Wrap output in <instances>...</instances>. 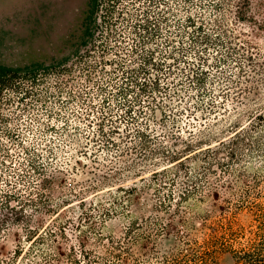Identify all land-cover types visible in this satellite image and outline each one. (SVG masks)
<instances>
[{
    "label": "rangeland",
    "instance_id": "rangeland-1",
    "mask_svg": "<svg viewBox=\"0 0 264 264\" xmlns=\"http://www.w3.org/2000/svg\"><path fill=\"white\" fill-rule=\"evenodd\" d=\"M164 2L127 3L115 34L101 21L84 46L87 0H0V64L40 67L0 105V261L17 251L14 264L103 257L108 239L127 247L133 222L141 238L129 264L211 233L220 241L209 264H234L254 239L264 217V17L256 6V24L229 15L222 34L214 0ZM145 15L155 28L141 45ZM188 17L201 32L187 30ZM235 131L246 139L239 163L219 145Z\"/></svg>",
    "mask_w": 264,
    "mask_h": 264
},
{
    "label": "trees",
    "instance_id": "trees-1",
    "mask_svg": "<svg viewBox=\"0 0 264 264\" xmlns=\"http://www.w3.org/2000/svg\"><path fill=\"white\" fill-rule=\"evenodd\" d=\"M132 1H140V0H87L86 3V12L85 17L82 22V35L81 39L83 40V44H87V41L90 40L93 34V28L97 25V23L101 22L105 31L110 36L115 31V24L117 20H123L124 15V6L127 3H131ZM148 1L150 3L161 5V2L165 3L164 0H143ZM168 1V0H165ZM187 4H193V0H183ZM199 4L201 0H196ZM215 3L213 5V18L211 19V23L215 25L216 29L219 30L220 33H224L223 22L226 21V17L229 15H233L234 18L238 22H252L256 24V17H252V12L254 7L258 12H261L258 16L264 17V0H214ZM101 15H100V14ZM99 18H102L100 20ZM197 21H199L197 23ZM149 16L145 15V18L142 22L138 24L135 29L134 35L138 37V41L141 45H145L148 40L151 39L153 33H151L152 29L155 28L153 26L151 28ZM262 25L264 26V19L262 20ZM200 24V25H197ZM202 21L201 19H193L188 17L187 19V30H193L196 33L202 31ZM153 32H157V30H153ZM143 35H146L143 37ZM205 35V34H203ZM200 43L207 42L206 37L202 38ZM144 64L151 65L155 70H159V68L153 63L152 60L144 61ZM38 65L34 64L25 68H13L6 65L0 64V105L5 100V95L9 94H18L21 91V87L29 78L28 76H35L38 72ZM141 74H147V70L145 68H140ZM160 93V89L158 85L152 90L151 93L154 92ZM143 93H145L143 91ZM115 134V132L111 133ZM98 136L104 139L106 143L112 142V138L109 139L108 134L103 132L102 127L98 130ZM228 142L219 143L220 147L224 149V153L227 156V159L232 163H238L243 158V149H241V145L246 142L244 136L240 134V131H235L230 137L227 139ZM253 145V142H251ZM208 150V149H206ZM1 151V148H0ZM216 161V159H213ZM264 216V211L260 213ZM139 229V224L133 222L127 228L123 240H126L127 247L121 246L122 244L117 242L114 244L110 239L107 240L109 246L104 248V256H99L96 252L93 251H81L80 259H74L72 257H68V255L60 254L61 256L66 257L69 264H129V257H133L132 250L129 248V243H137V241L141 238L139 235H134L135 231ZM31 236L33 234H38L32 231H29ZM164 232V229L161 231ZM216 233H211L207 240H205L202 244L192 243L191 241H181V244L185 247L177 251L176 253H166L161 255L155 259L154 264H209L213 263L216 258L217 252V243L220 241L215 235ZM30 241V240H29ZM31 243V241H30ZM131 243V244H132ZM33 242L28 247L27 251L30 250ZM223 244V243H221ZM224 248V247H223ZM25 252L24 255H27L28 252ZM155 252L154 250L152 251ZM41 255V254H40ZM20 255L17 252L11 254V258H8V261L5 260L0 261L1 264H14L19 259ZM23 258V257H22ZM21 258V259H22ZM42 260L45 264H58L59 260L54 257L46 258V256L41 255ZM233 261L234 264H264V217H261V220L258 222L256 227V231L254 233V239L251 241L248 247L240 249L239 251H233ZM134 264H143L140 262L138 257H134L132 259Z\"/></svg>",
    "mask_w": 264,
    "mask_h": 264
}]
</instances>
